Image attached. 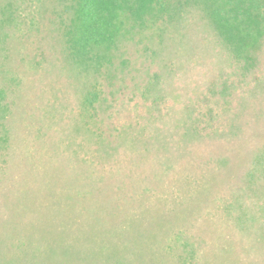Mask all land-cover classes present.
Masks as SVG:
<instances>
[{"label": "rangeland", "instance_id": "374dc122", "mask_svg": "<svg viewBox=\"0 0 264 264\" xmlns=\"http://www.w3.org/2000/svg\"><path fill=\"white\" fill-rule=\"evenodd\" d=\"M9 1L0 264H264V66L241 77L239 38L213 6L190 3L148 37L142 60L155 55L148 85L164 123L113 153L107 134L84 128L88 90L104 83L95 58L70 53L36 0L19 4L16 27L2 24Z\"/></svg>", "mask_w": 264, "mask_h": 264}, {"label": "trees", "instance_id": "16d2710c", "mask_svg": "<svg viewBox=\"0 0 264 264\" xmlns=\"http://www.w3.org/2000/svg\"><path fill=\"white\" fill-rule=\"evenodd\" d=\"M36 1L48 16L43 18L46 21L44 23L51 22L52 27L62 30L63 45L70 53H74L81 60L85 57L88 60L89 55L93 56L96 66L91 67L90 73L93 74L92 77L98 76L104 80L103 84H99L98 90H88L90 93L86 96L85 104L89 108V122L84 128L89 127L91 133L95 132L93 136L99 134L103 140H106L107 134L110 143L115 140L113 144L107 142L113 153L119 145L120 149L127 145L130 137L134 138L136 144V141L149 138L148 132L155 130L154 127L159 130L164 122L157 123L154 101L156 96L151 92L153 83L148 85L155 55L151 56V61L145 68L142 53H147L149 36L159 39L158 34L154 32L157 27L163 26L164 17H167L168 21L177 22L180 11L198 0ZM23 3L24 0L20 3L18 0L4 3L1 13L6 14V21L2 24L11 23L16 27L15 19L23 14L19 4ZM198 3H202L206 8L213 6L214 17L233 27V33L239 38L234 57L239 62L241 77L252 79L264 66V2L199 0ZM5 5H8V8H4ZM32 20L35 21V18ZM64 30L68 35L67 40H64ZM160 43L162 48L164 42ZM85 62L87 61H81V64ZM113 122L124 126L119 127L120 129H117V126L111 128L109 125ZM113 153L104 152V156L109 157ZM260 229L264 246V219Z\"/></svg>", "mask_w": 264, "mask_h": 264}]
</instances>
